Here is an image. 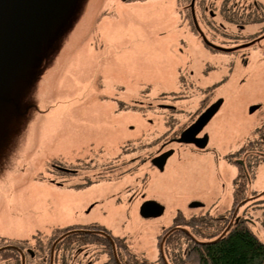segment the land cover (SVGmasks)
<instances>
[{
  "label": "rangeland",
  "instance_id": "374dc122",
  "mask_svg": "<svg viewBox=\"0 0 264 264\" xmlns=\"http://www.w3.org/2000/svg\"><path fill=\"white\" fill-rule=\"evenodd\" d=\"M169 1L123 5L120 0H26L0 23V244L26 242L34 249L36 242L59 238L64 231L57 228L98 223L122 238L137 262L155 263L159 246L171 264L174 258H183L188 243L166 251L165 237L159 236L179 213L216 216L229 209L236 169L226 157L264 125V55L250 56L255 61L244 69L204 73L207 60L218 65L224 59L195 45L190 28L179 22V11ZM214 13L212 22H222L215 9ZM210 20L208 13L204 20L199 17L198 27L211 39L203 26ZM213 39L220 44L218 37ZM189 71L196 86L181 88L185 100L172 103L179 114L173 121L167 113L166 117L168 125L179 130L213 100H222L208 125L207 152L182 151L162 172L148 162L140 165L136 173L148 171V179L140 188L131 186L128 193L125 184L130 179L77 192L65 190L64 181L60 187L49 182L61 183L71 161L119 153L120 144L131 135L127 131L137 126L131 131L136 135L141 129L140 116H129L135 105H144L138 103L141 96L179 92L178 79L182 74L188 77ZM150 120L151 133L153 125L164 133L168 125L163 116L150 115ZM98 137L101 146L96 148L91 144ZM131 144L140 149L142 143ZM142 148L134 156L151 154L158 145ZM246 149L250 158L257 154L253 145ZM248 188L264 189L263 165L253 169ZM146 201L163 206V214L141 218L139 207ZM192 203L201 208H191ZM263 215L257 212L248 218L264 243ZM93 241L89 237L87 242L72 241L78 242L73 264L105 260L97 253L102 248L89 244ZM119 257L122 262L128 259Z\"/></svg>",
  "mask_w": 264,
  "mask_h": 264
},
{
  "label": "flooded vegetation",
  "instance_id": "af4514ba",
  "mask_svg": "<svg viewBox=\"0 0 264 264\" xmlns=\"http://www.w3.org/2000/svg\"><path fill=\"white\" fill-rule=\"evenodd\" d=\"M149 1L151 0H120L123 5L127 2H142L143 5L149 3ZM169 2L172 6H175L177 11H179V22L187 23L192 37L195 40V45L200 43L206 48L205 50L210 52L209 55L211 57H222L224 59V61L218 65L209 63L207 60L206 68L203 69L204 73H212L219 69L231 70L237 66L244 69L248 67L251 61H255V59L251 60L250 56L253 58L259 56L257 54L264 55V0H170ZM211 7H214L216 12H218L219 17H222V22H218L217 24L212 22V20L216 18V14ZM206 13H208L211 20L208 21V23H204L205 25L203 24V26L212 36L211 39L207 38L203 34V31H200L198 27L199 17L201 20H204ZM187 36L192 38L189 35ZM215 36L220 39V44L214 41L215 39L213 38ZM174 41H176V38H174ZM180 42L182 41L180 40ZM171 48L174 49L175 47ZM187 75L188 77H185V75L182 74L178 79L180 86L178 87V90L180 89L179 92L162 93L161 95L152 97L149 95L141 96L142 101L138 103L144 105H142L141 108L135 105L129 114V116H131V113L140 116L138 121H142L141 129H136V135H132L133 132L131 131L137 126H132L130 130L127 131L131 135L126 140V143L120 144L119 153L115 154V156L106 157L104 159H101L100 154L98 155V158L91 157L89 159L71 161V164L65 165V179H62L61 183L53 179H49V182L53 183L54 186L60 187L64 181L65 190L77 192L98 184L115 186L118 185V183H121L124 179H130V184H125V191L128 193L131 191V186L133 187L135 185L140 188V185H143L145 180L148 179V171L142 174L136 173L137 168L140 165H144L148 162L152 168L158 172H162L154 167L151 164V161L164 153L171 152V155L165 162L166 165L171 157L182 154V151H185L183 154L187 153L188 150L192 153L198 154L207 152L209 144V130L207 129L211 120L196 135L197 139H202L204 136L207 137V144L203 149L198 148L194 144L178 143L177 139L180 137L182 131L192 125L199 116L208 107L217 102L219 98H216L200 112L194 114L192 120L179 130L174 131L172 125H168L169 122L167 121L168 118L166 117V113L169 115V118L171 117L172 121L173 115L179 114L178 110H176L172 103H181L185 100V96L180 95V93L184 91L181 88H192L196 86L194 84L196 79H193V72L189 71ZM150 115H160V117H164L163 122L168 125H165L164 133L160 134V130H158L159 128L154 125L152 126V133L150 132L149 125L153 123V120L152 122L150 120ZM144 124L146 125V128L143 127ZM151 138L153 140L152 142H155L152 147L158 145V148L153 150L151 154L143 153L141 158L134 156V154L145 149L142 147L146 146L148 149L152 148L150 146L152 143L150 142ZM95 139L96 138H94V140ZM96 140L94 145L90 144L97 148L98 146H101V144H99L100 138L98 137ZM134 141H140L142 143L140 149L132 146L131 143ZM251 145L254 146V149L257 152L256 155L251 156L252 158H250V155H246L250 153L246 148ZM237 156H242L244 158L241 159ZM122 157L128 158L122 160ZM226 159L236 169V175L232 181V201L228 210L214 217H222L223 220H231V223H235L239 220L246 221L251 225L252 221L248 217H251L252 213L260 212V215L264 213V189L255 191L249 190L248 188L251 183L253 169L256 171L261 165L264 166V125L255 130L253 138L248 139L239 151L228 155ZM134 160L137 161L134 162ZM129 164L131 166H127ZM59 171L63 172L62 169ZM235 194L237 199H235ZM93 206L94 203H90L87 206L88 210L86 213L90 212ZM179 214L183 216L181 213ZM206 215L213 216L209 213H205L183 217L188 219ZM262 225H264V223ZM56 231L64 232L53 242H36L34 249L26 246V244H24L26 242H2L0 244V264H73L75 257L72 258V254L78 250L77 246L75 247L74 245H77L78 242L72 241L84 238L81 237L83 235H89L95 240L89 244L95 243V245H99L102 248L100 249L101 251L98 250L97 253L99 256H102V258L106 256L107 259L105 258V260L101 262L100 258V264H160V259L165 262L164 252L162 249H159V246L157 254L158 258H156L155 263H147L145 260L137 262L134 255L128 250L127 245L118 242V240L115 239L117 237L113 236L111 232L98 223L70 224L65 226V228H57ZM122 255L128 256L127 261L123 260L122 262V259L119 257ZM68 257L72 259L69 260ZM96 262H98V260H93L92 263L87 261L86 264H96Z\"/></svg>",
  "mask_w": 264,
  "mask_h": 264
},
{
  "label": "trees",
  "instance_id": "16d2710c",
  "mask_svg": "<svg viewBox=\"0 0 264 264\" xmlns=\"http://www.w3.org/2000/svg\"><path fill=\"white\" fill-rule=\"evenodd\" d=\"M163 233L159 239L165 237L166 251L178 249L182 242L188 243L183 258H174L171 264H264V243L246 221L231 223L210 215L186 219L178 214ZM83 236L86 242L91 238ZM115 239L124 242L122 238ZM160 264L168 263L160 259Z\"/></svg>",
  "mask_w": 264,
  "mask_h": 264
},
{
  "label": "water",
  "instance_id": "95a60500",
  "mask_svg": "<svg viewBox=\"0 0 264 264\" xmlns=\"http://www.w3.org/2000/svg\"><path fill=\"white\" fill-rule=\"evenodd\" d=\"M26 0H0V23L5 20H9L17 10L21 7L22 3ZM28 1V0H27ZM222 104V100H218L210 107H208L199 118L188 128L181 132L180 137L177 139L178 143L194 144L200 149H203L207 144V137L204 136L202 139H197L196 135L203 129V127L213 118V116L219 110ZM258 107H251L249 113L254 112ZM171 152L164 153L159 157L154 158L151 164L156 167L159 171H163L164 165ZM199 204H192L191 207H198ZM164 212L163 206L154 202L146 201L143 202L139 208V215L143 219L157 218Z\"/></svg>",
  "mask_w": 264,
  "mask_h": 264
}]
</instances>
